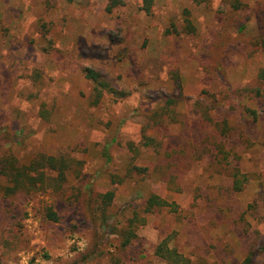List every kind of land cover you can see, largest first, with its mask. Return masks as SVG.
<instances>
[{"label":"rangeland","instance_id":"obj_1","mask_svg":"<svg viewBox=\"0 0 264 264\" xmlns=\"http://www.w3.org/2000/svg\"><path fill=\"white\" fill-rule=\"evenodd\" d=\"M120 2L108 12L109 0H0V155L71 162L65 182L52 173L16 195L0 177V264H171L155 254L165 239L190 264H246L250 255L264 264V125L238 104L264 68L255 15L264 0H241L242 14L227 0H153L149 15L142 0ZM86 67L129 96L93 106ZM220 91L239 99L225 98L213 118L229 121L226 150L247 174L242 187L214 168L212 145L192 150L205 138L192 105ZM174 93L185 127L158 126L162 147H142L145 115ZM246 99L244 108L264 110L263 99ZM153 194L171 206L146 213ZM131 221L137 237L124 248L118 232Z\"/></svg>","mask_w":264,"mask_h":264},{"label":"trees","instance_id":"obj_2","mask_svg":"<svg viewBox=\"0 0 264 264\" xmlns=\"http://www.w3.org/2000/svg\"><path fill=\"white\" fill-rule=\"evenodd\" d=\"M110 5L107 8L108 12L119 5L120 0H109ZM143 1V10L149 15L153 7V0H142ZM229 7L232 12L242 14L245 12V4L241 0H227ZM259 30H260V42L264 44V3L260 4L258 9L255 12ZM188 29L194 31V28L191 22L187 24ZM238 34H244L246 29L245 21H242L234 26ZM260 45V44H259ZM82 72L85 75V78L92 85V100L91 104L93 106H98L105 96H112L115 101H123L126 99L129 94L124 89L119 90L113 84V82L100 70H97L93 67H86L82 69ZM247 93V94H246ZM231 92L229 91L228 95H225V91L213 94L211 98L206 96V98H200L197 100L194 105H192V110L195 117L199 118L200 122L203 124L204 140H202V149L196 145H193L192 150L195 152L204 151L211 152L212 149L208 148V144L212 145L215 149L213 152V161L215 165L214 168L218 169L219 174L232 178L234 185L237 187L244 186L247 183L248 178L246 173H242L241 168L232 165L230 163V155L234 157L237 154L234 153V149L226 150L228 132L232 129L229 127V121L224 120L223 122H217L213 118V113L219 109V104L222 101H225V98H231L230 102L234 99L238 101V98L230 96ZM244 95H247L249 100H264V68H261L258 71V74L255 79V84L252 87H244L241 89L239 110L241 111L242 116H246L250 119H253L255 122L261 121L264 125V110L258 112L252 108H244L243 100L241 99ZM167 100L164 104H158L156 108L147 113L145 117L147 118L146 126L143 128L142 134V147H162L161 142L158 141V136L154 134L155 128L158 126H169L173 124L180 123L182 127H185V123L182 119H178L180 114L176 112L178 98L177 95H167ZM246 99V100H247ZM249 140H246V142ZM260 143V142H259ZM264 147V140L259 144ZM165 156L170 157V153H165ZM104 157L107 161H111L112 158L108 153V149L104 152ZM71 169V162L63 157L47 156L41 155L38 159L32 162L30 165L20 164L19 160L11 154L0 155V177H3L7 181V186H2V190L7 196L16 195L21 191L27 190L32 191L37 189L38 183H42L41 186L47 184V180L51 177L52 173L57 174L54 178L57 182L56 185H60V182H65L67 179V174ZM134 171L138 174H145L147 168L134 167ZM49 175H47V172ZM221 171V172H220ZM47 182V183H46ZM234 186V187H235ZM114 194L112 192H106L101 196L100 210L103 212L104 218L102 219L103 224L106 226L108 219L105 217L104 212L108 209V205L113 201ZM145 212L152 213L156 209H164L171 204L168 201L164 200L160 196L153 194L145 201ZM47 218L57 223L60 219L59 216L52 208H47L46 210ZM102 216V217H103ZM118 235L122 239V247H128L132 244L133 240L137 237L136 230L134 228V222L131 221L128 226L123 228L121 232H118ZM155 254L161 259L170 262L171 264H190V261L184 257L183 254L177 251L175 247L170 246L169 239L161 241L155 250ZM253 259V255L247 258L246 264H250Z\"/></svg>","mask_w":264,"mask_h":264}]
</instances>
